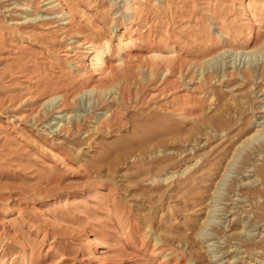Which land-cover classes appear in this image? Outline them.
I'll list each match as a JSON object with an SVG mask.
<instances>
[{"label": "rangeland", "instance_id": "rangeland-1", "mask_svg": "<svg viewBox=\"0 0 264 264\" xmlns=\"http://www.w3.org/2000/svg\"><path fill=\"white\" fill-rule=\"evenodd\" d=\"M263 122L264 0H0V264H252Z\"/></svg>", "mask_w": 264, "mask_h": 264}, {"label": "bare ground", "instance_id": "bare-ground-1", "mask_svg": "<svg viewBox=\"0 0 264 264\" xmlns=\"http://www.w3.org/2000/svg\"><path fill=\"white\" fill-rule=\"evenodd\" d=\"M126 45V44H125ZM96 61L97 62H100L101 61V56L100 55H96ZM155 58H157V59H160V60H163L165 63H166V66H167V68L168 69H171V70H174L173 68H174V64H173V60H174V58H173V60H172V58L171 57H167V56H162V55H160V56H155ZM95 60V59H94ZM96 61H95V63H96ZM97 64V63H96ZM178 67H182V62H180L179 64H178ZM127 74V71H122V73H121V77H123V76H125ZM246 74L247 75H249L250 74V71H247L246 72ZM251 75V74H250ZM126 78V77H125ZM239 94V93H238ZM221 97V96H220ZM226 96H222V98H221V100L219 99V104H218V102H217V104H218V107L217 108H215V109H218V108H224L225 106H226V103L228 104V102L226 101L227 100V98H225ZM233 99V98H232ZM231 99V100H232ZM229 101V100H228ZM52 102V101H51ZM230 102V101H229ZM218 111H219V109H218ZM222 111H223V109H222ZM191 113V112H190ZM209 116V115H208ZM210 117H211V115L209 116V118L208 119H210ZM213 118H215L214 116H213ZM212 119V118H211ZM220 120V119H219ZM169 121V120H168ZM213 121V120H212ZM171 122V121H170ZM216 122H217V118H216ZM215 123V122H214ZM223 123V122H222ZM264 123V122H263ZM262 123V124H263ZM170 124V123H169ZM217 124V123H216ZM171 125V124H170ZM219 125V124H218ZM172 126V125H171ZM260 127H258L257 129H254V128H256L255 126H253V129L260 135L261 134V132H262V127L264 128V125H259ZM164 128H166V127H164ZM171 128V127H170ZM176 131H177V129H175ZM179 130V129H178ZM184 131H185V133H188L189 132V130H190V128H189V130H185V128L183 129ZM182 130V131H183ZM183 131V132H184ZM175 132V131H174ZM181 132V131H180ZM182 132V133H183ZM252 134V135H249V136H247L243 141H241L239 144H237V147L235 148V153L236 152H239L240 151V149H242L244 146H246L247 144H249L250 143V141L251 140H253V139H255L257 136H258V134ZM170 134H173L172 133V131H171V133ZM169 134V135H170ZM175 134V133H174ZM184 134V133H183ZM177 135H178V133H177ZM176 134H175V136H177ZM186 135V134H185ZM174 136V137H175ZM179 136V135H178ZM173 136H172V138H174ZM173 140V139H172ZM175 140V139H174ZM173 140V141H174ZM181 140V139H180ZM251 143H252V141H251ZM245 148V147H244ZM255 148H256V151L258 152L256 155H254L253 156V160L254 161H251V162H248V166H244V168H246L245 170L246 171H250V172H252V175L254 176H258V178H260L259 180H261L262 181V185L260 184V183H258L259 185H261V186H258V187H256L253 191H249V193H251L252 194V199H253V197H254V200L256 201V202H250V203H248L247 202V200H246V202L245 201H238L237 200V202H234V201H236V199H233V198H229V197H227V199H226V201H228L229 203L225 206L224 205V214H226V213H232V210L234 209V207L236 208V207H238V208H240V209H242V212L243 211H247V212H251V213H253V216H254V218H256L257 220H258V222H260V223H262V225L264 226V146H261V145H258V146H255ZM234 153V155H236ZM255 153V152H254ZM233 154V153H232ZM238 154V153H237ZM233 155V156H234ZM232 156V155H231ZM236 157V156H235ZM234 158V157H233ZM256 159V160H255ZM261 161L262 160V162H260V163H257L256 161ZM167 164V163H166ZM243 168V169H244ZM243 171V170H242ZM250 172H249V174H250ZM251 175V176H252ZM243 176V175H242ZM246 176H250V175H246ZM258 180V179H257ZM239 184L241 183L242 184V182H238ZM237 183V184H238ZM236 184V185H237ZM238 184V185H239ZM241 184H240V187H237V188H235V189H237L238 190V193H235V195L237 194V195H242L243 193L242 192H240V191H243V190H240V188H241ZM245 184V183H244ZM244 184H243V186H244ZM257 184V185H258ZM256 186V185H255ZM249 188V187H248ZM234 189V190H235ZM235 192V191H234ZM234 192H232V193H234ZM187 194V193H186ZM191 194V193H190ZM192 194H193V192H192ZM247 194V193H246ZM250 194V195H251ZM152 195V194H151ZM181 195V194H180ZM249 195V194H248ZM243 196V195H242ZM241 196V197H242ZM261 198L262 197V202L261 203H263L262 205H260V201H258L257 200V198ZM249 197H247V199H248ZM250 199V198H249ZM254 200H252V201H254ZM248 201H250V200H248ZM257 201H258V203H259V205L260 206H258L256 203H257ZM154 202V201H153ZM238 202H245V204L243 203V205L242 206H239V205H237V203ZM211 204V203H210ZM232 205V206H231ZM252 216V215H251ZM252 216V217H253ZM255 219V220H256ZM203 224V223H202ZM216 224V223H215ZM204 225V224H203ZM261 227V226H260ZM221 228V227H220ZM214 229V228H213ZM260 238V237H259ZM204 239V238H203ZM223 239V238H222ZM252 242V241H251ZM254 242V241H253ZM261 244V243H260ZM237 247V246H236ZM236 250V249H235ZM208 251V250H207ZM227 252V251H226ZM243 253L244 252H247V255L246 256H248L249 258H251V259H253V262L252 261H250L252 264L254 263V260H256V261H258V260H264V247H263V245L261 246H251V247H248V248H245L243 251H242ZM217 259V258H216ZM211 260V259H210Z\"/></svg>", "mask_w": 264, "mask_h": 264}]
</instances>
